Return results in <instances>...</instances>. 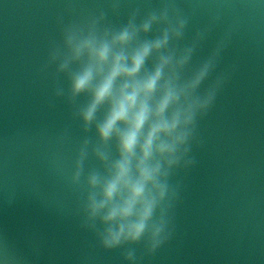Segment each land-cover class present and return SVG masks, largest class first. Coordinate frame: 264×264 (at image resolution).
I'll return each mask as SVG.
<instances>
[{
    "label": "water",
    "instance_id": "obj_1",
    "mask_svg": "<svg viewBox=\"0 0 264 264\" xmlns=\"http://www.w3.org/2000/svg\"><path fill=\"white\" fill-rule=\"evenodd\" d=\"M109 2L0 0V259L6 264H127L123 249L105 251L80 227L85 176L99 163L90 154L80 182H72L86 134L66 98L54 96L56 85L67 88L66 76L47 64L60 39L58 18L67 22L101 6L117 25L134 6L159 5L121 0L114 14ZM177 3L189 16L182 44L220 15L193 64L231 28L217 71L234 70L199 121L196 166L172 178L180 186L175 235L139 264H264V3ZM132 247L143 251L141 244Z\"/></svg>",
    "mask_w": 264,
    "mask_h": 264
},
{
    "label": "clouds",
    "instance_id": "obj_2",
    "mask_svg": "<svg viewBox=\"0 0 264 264\" xmlns=\"http://www.w3.org/2000/svg\"><path fill=\"white\" fill-rule=\"evenodd\" d=\"M120 6L121 0L108 4L114 14ZM107 15L97 6L67 22L58 18L60 39L50 46L47 64L66 76L67 88L56 85L54 96L66 98L86 134L72 182H80L90 154L99 163L85 176L80 227L93 232L105 251L123 249L127 264H139L175 235L180 186L172 178L197 164L199 121L234 70L217 71L232 29L193 64L219 13L183 44L189 16L177 0L134 6L117 25ZM137 244L140 255L132 247Z\"/></svg>",
    "mask_w": 264,
    "mask_h": 264
}]
</instances>
